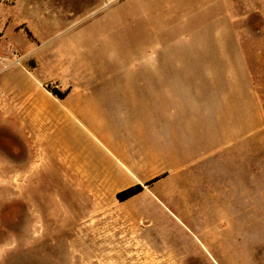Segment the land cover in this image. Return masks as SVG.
I'll list each match as a JSON object with an SVG mask.
<instances>
[{"label": "rangeland", "instance_id": "rangeland-1", "mask_svg": "<svg viewBox=\"0 0 264 264\" xmlns=\"http://www.w3.org/2000/svg\"><path fill=\"white\" fill-rule=\"evenodd\" d=\"M252 90L264 0H0V264H264Z\"/></svg>", "mask_w": 264, "mask_h": 264}, {"label": "crops", "instance_id": "crops-1", "mask_svg": "<svg viewBox=\"0 0 264 264\" xmlns=\"http://www.w3.org/2000/svg\"><path fill=\"white\" fill-rule=\"evenodd\" d=\"M249 99V106L246 107L251 115L257 116L259 105L264 108V91H250ZM262 126L264 127V125ZM248 130L249 134L234 141L233 149L230 148V150L226 151V146L223 148L226 151V158H222L220 161H223L221 165H224L221 176L224 178L229 193L237 195V200L251 205L257 201L259 194L264 195V157L257 155L258 123L251 121ZM229 151L230 154L233 152L235 156H230L227 153ZM261 159L263 160L261 161Z\"/></svg>", "mask_w": 264, "mask_h": 264}, {"label": "trees", "instance_id": "trees-1", "mask_svg": "<svg viewBox=\"0 0 264 264\" xmlns=\"http://www.w3.org/2000/svg\"><path fill=\"white\" fill-rule=\"evenodd\" d=\"M53 92L60 98H63L65 95L64 94H60L58 92H56L55 90H53ZM142 191V186L140 184L131 186L127 189H124L120 192H118L116 194L117 199H119L120 201H124L127 200L131 197H133L134 195L140 193Z\"/></svg>", "mask_w": 264, "mask_h": 264}]
</instances>
